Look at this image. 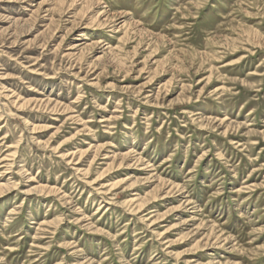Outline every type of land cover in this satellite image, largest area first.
Wrapping results in <instances>:
<instances>
[{"label":"rangeland","instance_id":"374dc122","mask_svg":"<svg viewBox=\"0 0 264 264\" xmlns=\"http://www.w3.org/2000/svg\"><path fill=\"white\" fill-rule=\"evenodd\" d=\"M0 264H264V0H0Z\"/></svg>","mask_w":264,"mask_h":264},{"label":"bare ground","instance_id":"6f19581e","mask_svg":"<svg viewBox=\"0 0 264 264\" xmlns=\"http://www.w3.org/2000/svg\"><path fill=\"white\" fill-rule=\"evenodd\" d=\"M85 153L86 151H82V153ZM75 154V151H71V152H68L65 154V158L66 157H70L72 155ZM137 161H139V158H137ZM80 162H76L75 164H79ZM125 180H122V179H118L117 181L113 182V184L111 185V187L109 188V190L112 192V191H116L117 189H119L120 187H122V185L124 184ZM131 202V201H130ZM109 205V204H108ZM142 204H140V206H142ZM108 208V207H107ZM148 208V207H147ZM146 208V209H147ZM145 209V210H146Z\"/></svg>","mask_w":264,"mask_h":264}]
</instances>
